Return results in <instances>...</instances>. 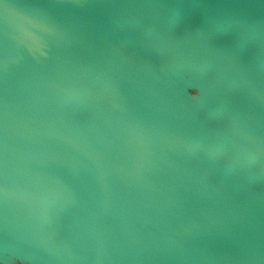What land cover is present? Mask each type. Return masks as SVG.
<instances>
[{
    "label": "water",
    "instance_id": "obj_1",
    "mask_svg": "<svg viewBox=\"0 0 264 264\" xmlns=\"http://www.w3.org/2000/svg\"><path fill=\"white\" fill-rule=\"evenodd\" d=\"M0 264H264V0H0Z\"/></svg>",
    "mask_w": 264,
    "mask_h": 264
}]
</instances>
